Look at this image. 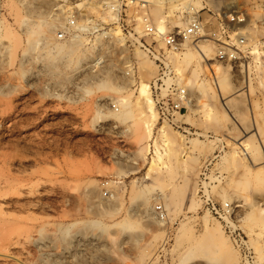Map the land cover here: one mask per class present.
Segmentation results:
<instances>
[{
	"label": "rangeland",
	"instance_id": "374dc122",
	"mask_svg": "<svg viewBox=\"0 0 264 264\" xmlns=\"http://www.w3.org/2000/svg\"><path fill=\"white\" fill-rule=\"evenodd\" d=\"M156 1L161 9L127 5L155 28L158 15L176 27L183 8L205 7L198 16L210 32L206 9L241 8L248 21L233 26L232 40L253 49L239 64L221 63L205 39V59L188 68L176 61L193 108L178 129L157 119L148 140L138 90L157 69L112 15L102 21L97 0H0V264H264V0ZM67 8L82 13L59 41ZM44 21L50 35L29 46ZM218 67L223 92L211 75ZM161 128L172 130L167 147ZM209 203L229 205L233 215L216 220ZM206 230H215L212 238Z\"/></svg>",
	"mask_w": 264,
	"mask_h": 264
},
{
	"label": "built area",
	"instance_id": "2783aa9c",
	"mask_svg": "<svg viewBox=\"0 0 264 264\" xmlns=\"http://www.w3.org/2000/svg\"><path fill=\"white\" fill-rule=\"evenodd\" d=\"M97 3L99 5L96 6L102 13L108 12L114 17L115 26L122 35L132 38V42L155 65L157 76L149 85V93L158 123L163 127L171 129L181 127L190 106L188 87L184 78L177 72L173 59L175 55H181L188 49L195 48L201 40L208 39L216 47V59L219 62L235 65L247 59L253 49L248 47L244 38L232 40L236 34L233 26L244 25L248 21L247 15L241 8L232 7L229 13L217 8L212 11L206 9V13L211 14L209 17L215 22L214 31L210 32L207 31L210 30V26H204L202 19L198 16L205 7L195 12V9L188 5L187 8L182 9L180 23L176 27L166 25V30L161 32L151 24L147 16H138L139 10L135 11L129 7L128 0H97ZM130 3H132L131 0ZM80 13L82 12L74 11L73 8L66 9V28L56 33L57 40L63 41L66 36L73 34ZM137 26L142 27L140 33L135 31ZM157 45H160L162 49L158 50ZM261 49H264V43L261 44ZM155 144L153 141L148 145V153L151 156H155L158 150ZM206 212L220 221L230 219L233 215L229 205L216 203H209L206 206ZM155 214L164 221L165 215L161 206L156 207ZM232 234L233 241L242 247V237L234 230Z\"/></svg>",
	"mask_w": 264,
	"mask_h": 264
},
{
	"label": "bare ground",
	"instance_id": "6f19581e",
	"mask_svg": "<svg viewBox=\"0 0 264 264\" xmlns=\"http://www.w3.org/2000/svg\"><path fill=\"white\" fill-rule=\"evenodd\" d=\"M131 1H132L131 4L153 3L159 9H161L163 7V4L161 2L156 1V0H131ZM198 3L199 2L196 3L197 6H199ZM77 7L78 8H83V5H78ZM89 7H90L89 9H94L93 6H89ZM202 7H203V5H202ZM95 10H98V9L95 8ZM200 10H201V7H200ZM199 11L195 10V12H199ZM104 13H106V14H105L104 18H102V21L106 22V23L107 22L108 23L112 22L111 14L108 13V12H104ZM157 18H158V22H157L156 28H157V30H159L161 32H164L166 30L165 29L166 27H165V24L163 22V18H161L160 15H158ZM52 28H53V25L50 22L44 21V22L39 23V26L37 27V31H35L34 33L31 34L32 36L35 37L36 40L32 39V37H29V44H30L29 46H33L37 41L41 42V41L47 40V37L50 35ZM83 29L84 28L81 25H79L78 30L80 32H82ZM108 35L110 37H112V38H115L116 41L119 44L123 43V40L121 38H119L118 33H112V34H108ZM203 43H207V41L205 39H203V40H201L200 42L197 43L198 47L196 45L194 50L188 49L186 52H184L181 55H175L174 58H173L174 61L175 62L179 61L180 64H183V66L185 68H188L193 63H198L200 61V59H205V56L208 55L209 50L205 49L202 46H200ZM53 50L57 51L58 53L65 54V55L72 53L71 47L68 50L64 51L62 47L56 46V47L53 48ZM138 57L141 58V60H142V56L141 55L138 54ZM140 70H141V73H143V74H148L149 73V68L147 66H143ZM177 72L180 73V68H177ZM211 75H212L213 78H215V79H217L219 81V88L220 89L217 88V90L223 92V90L225 88V85H227V80L225 78V73H221V71H220V69L218 67V68H216L215 73H211ZM138 99L141 101L142 105H144L145 113H141L140 120L142 121L143 128H144V130L146 132V138L149 140V139H151V136H152V133H153V129H154L155 125H156L157 116H156V113H155L154 108H153V104H152V101H151V98H150V93H149V87L147 85L140 84L139 90H138ZM117 103H118V105H119L121 110L127 109L129 107V104L126 101H124V100H118ZM192 108H193L192 102L190 101V106H189V110L188 111H191ZM200 108L205 110V109H207V106L205 104H200ZM119 115H121V114H119ZM204 115H205V117L207 119H212V117H213L212 112L210 110H208V109L205 110ZM166 129H167V131H172V130H169V128H161L160 129V132H161V136L160 137H161V142H162L163 146L167 147L170 144V141L167 138ZM247 150L248 149H244V150H242V152H244L245 155H246V151ZM162 157H163L162 154H158L157 153L156 154V161L160 162ZM155 162H152V165ZM234 162L235 161H232V164ZM261 214H264V212L261 211ZM165 219H166V217H165ZM217 231L219 232V229H217ZM214 232H215V230H206L207 237L212 238V235H213Z\"/></svg>",
	"mask_w": 264,
	"mask_h": 264
}]
</instances>
